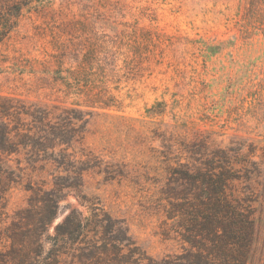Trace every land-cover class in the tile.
<instances>
[{"label":"rangeland","instance_id":"1","mask_svg":"<svg viewBox=\"0 0 264 264\" xmlns=\"http://www.w3.org/2000/svg\"><path fill=\"white\" fill-rule=\"evenodd\" d=\"M0 264H264V0H0Z\"/></svg>","mask_w":264,"mask_h":264},{"label":"trees","instance_id":"2","mask_svg":"<svg viewBox=\"0 0 264 264\" xmlns=\"http://www.w3.org/2000/svg\"><path fill=\"white\" fill-rule=\"evenodd\" d=\"M69 218V216L66 217V219ZM222 230V232L224 233L223 236L221 237V242H224V241H228L229 239H233V240H236L238 238H234V234L226 227H221L220 228ZM239 243H241V241H238ZM222 250L220 249V246H218L216 248V251L214 252L215 254H218L220 255V257H222L221 259L224 260L225 257H224V254H221ZM222 255V256H221ZM228 258V257H227ZM235 261V260H234ZM238 261V260H236Z\"/></svg>","mask_w":264,"mask_h":264}]
</instances>
